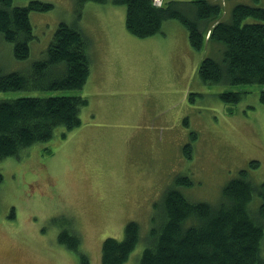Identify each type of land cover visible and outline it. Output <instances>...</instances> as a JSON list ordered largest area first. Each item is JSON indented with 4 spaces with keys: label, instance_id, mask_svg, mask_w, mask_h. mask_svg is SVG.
Segmentation results:
<instances>
[{
    "label": "rangeland",
    "instance_id": "obj_1",
    "mask_svg": "<svg viewBox=\"0 0 264 264\" xmlns=\"http://www.w3.org/2000/svg\"><path fill=\"white\" fill-rule=\"evenodd\" d=\"M41 1L52 7L29 11L27 58L13 56L11 43L2 39L0 71L30 69L46 56L64 21L87 38L89 77L81 88L0 90V98L75 94L88 103L81 123L63 138L55 129L52 138L0 160V264H83L81 258L100 264L102 241L123 239L124 224L133 220L140 240L124 264H137L151 218L176 176L191 180L179 185L189 200L214 204L240 169L254 184L264 179V84L201 81L202 57L221 54L214 42L190 47L176 18L164 20L155 34L133 35L125 25L126 7L115 0ZM218 1L221 19L238 3L264 8V0ZM225 90L246 94L225 103L219 98ZM187 143L190 155L184 153ZM251 160L258 163L250 166ZM252 199L254 207L260 198ZM64 229L77 234L76 251L58 240Z\"/></svg>",
    "mask_w": 264,
    "mask_h": 264
},
{
    "label": "trees",
    "instance_id": "obj_2",
    "mask_svg": "<svg viewBox=\"0 0 264 264\" xmlns=\"http://www.w3.org/2000/svg\"><path fill=\"white\" fill-rule=\"evenodd\" d=\"M115 1L126 7L125 25L133 35L155 34L164 20L176 18L187 29L190 47L201 50L206 42H214L221 54L202 57L197 67L201 81L264 84L263 7L238 3L229 18L221 19L223 3L218 0H166L156 6L152 0ZM51 7L50 2L41 0H28L24 5L0 0V41L11 43L13 56L24 59L29 54L28 41L33 37L29 11ZM246 17L260 21H244ZM53 33L46 56L33 61L30 69L0 71L1 91L83 87L90 73L87 38L75 24L64 21ZM245 94L225 90L219 98L235 104ZM87 103L86 97L75 94L0 98V160L20 156L34 142L52 138L55 129L63 138L81 123L79 114ZM184 147V153L190 155V144ZM257 163L251 160L249 164ZM174 180L175 186L164 191L158 213L151 218L137 264H264V179L254 184L247 171L240 169L238 176L222 187L215 204L192 201L183 194L180 186L191 183L187 175ZM255 195L260 199L252 207ZM139 233L140 226L133 220L124 224L123 239L105 237L100 264H124L140 240ZM76 235L64 229L58 240L76 251L80 242ZM81 261L88 264L86 258Z\"/></svg>",
    "mask_w": 264,
    "mask_h": 264
},
{
    "label": "built area",
    "instance_id": "obj_3",
    "mask_svg": "<svg viewBox=\"0 0 264 264\" xmlns=\"http://www.w3.org/2000/svg\"><path fill=\"white\" fill-rule=\"evenodd\" d=\"M153 4L156 5H160L162 3V0H152Z\"/></svg>",
    "mask_w": 264,
    "mask_h": 264
}]
</instances>
